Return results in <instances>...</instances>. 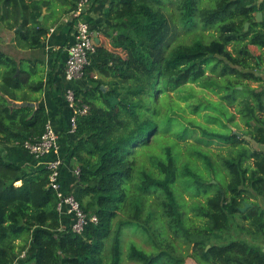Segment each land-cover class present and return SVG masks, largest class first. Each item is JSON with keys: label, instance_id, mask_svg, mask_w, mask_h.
Masks as SVG:
<instances>
[{"label": "trees", "instance_id": "trees-1", "mask_svg": "<svg viewBox=\"0 0 264 264\" xmlns=\"http://www.w3.org/2000/svg\"><path fill=\"white\" fill-rule=\"evenodd\" d=\"M76 2L0 0V28L15 32L16 47L43 50L49 21L71 17ZM105 18L112 49L96 44L87 86L75 90L89 112L69 133L81 172L65 188L97 223L73 232L49 169L0 156V264H186L181 239L199 264H264V53L251 51L264 52V2L109 0ZM63 48L52 52L49 84ZM44 65L0 51V145L24 148L45 133ZM22 102L38 106L13 105ZM181 142L203 170L182 162ZM232 231L240 237L227 240ZM126 235L140 243L125 252Z\"/></svg>", "mask_w": 264, "mask_h": 264}, {"label": "crops", "instance_id": "crops-1", "mask_svg": "<svg viewBox=\"0 0 264 264\" xmlns=\"http://www.w3.org/2000/svg\"><path fill=\"white\" fill-rule=\"evenodd\" d=\"M262 2L263 0H256L257 4H260ZM108 3L109 0L95 1V3L90 8L89 14L87 16V21L90 27H92L91 30L93 29V34L99 39L100 42L102 41L106 45V47L111 46V44L108 39L102 34L108 35L112 32V24L105 18V12L108 7ZM44 13L43 14L45 18V16L47 15V11H44ZM48 25L50 27V33L47 38L48 49L46 50L48 52H53L61 49V47H64L62 56L65 58L61 60L51 84L48 83L47 76L45 90L42 94L39 95V103H42L46 107L50 117L49 121L58 134L59 149L57 152L64 161L62 184L64 188L70 189L79 183V179L76 177L75 172L77 169H80L81 165L73 152L77 137L72 138V136L69 134L71 133L70 121L72 118V110L67 106L65 93L67 89L71 87L75 90L85 88L87 86V82L86 80L82 79L80 81L70 83L66 81L64 77L66 66L65 59H67L66 57L68 56V46L73 40V33L69 36L70 28H72V20L70 15L63 16L57 22V24H54V22L50 20ZM42 51H45V49H43ZM25 59L35 60L32 58ZM53 62L51 64V69L49 70L50 72L52 70ZM58 154L52 153L46 159L39 162V165L46 167V163L56 158ZM0 156L4 157L8 161L21 165L26 169H30V166L34 164V157L24 148H21L17 143L13 142L5 145H0Z\"/></svg>", "mask_w": 264, "mask_h": 264}, {"label": "built area", "instance_id": "built-area-1", "mask_svg": "<svg viewBox=\"0 0 264 264\" xmlns=\"http://www.w3.org/2000/svg\"><path fill=\"white\" fill-rule=\"evenodd\" d=\"M94 1L95 0H77V8L71 16L72 19L76 21L74 27L75 36L73 43L68 47V58L64 71L65 79L70 83L80 81L85 77L87 68L91 66L92 56L96 54V37L87 21V16ZM65 100L69 109L72 110L70 132L71 134H75L77 131V116L87 115L89 107L87 105H83L82 108L77 107L76 93L75 89L72 87L67 89L65 93ZM58 139V134L51 122L48 121L46 131L43 136L34 143H25L24 149L28 151L35 160L41 162L52 153L58 154ZM46 167L50 171L49 188L56 193L59 199L57 209L61 215L71 217L72 231L81 234L89 223H97L96 216L93 215L89 217L85 214L75 196L65 191L62 184L64 161L59 154L56 158L48 161L46 163ZM80 172V169H77L75 172L78 179L80 177ZM25 256L24 252L21 255V258H24Z\"/></svg>", "mask_w": 264, "mask_h": 264}, {"label": "rangeland", "instance_id": "rangeland-1", "mask_svg": "<svg viewBox=\"0 0 264 264\" xmlns=\"http://www.w3.org/2000/svg\"><path fill=\"white\" fill-rule=\"evenodd\" d=\"M14 33L15 32L4 29L3 27L0 28V51H2L3 53H5V54L9 55L10 57H13L17 60L23 59V58L24 59L25 58H27V59L32 58V59H40V60L44 61L45 62V65H44L45 77L47 78V76H49V73H50L49 70L51 69V64L55 58V56L52 55V52H48L46 50V49H48L47 41H46V45H45L46 46V48H45L46 52L42 51V50H39L37 52H32L29 50H23V49L16 47L15 34ZM108 49H112V47L109 46ZM251 51L254 53V55H260V54L264 53L263 51L257 49L256 47H251ZM262 70L263 71L260 73V75H262V77L264 79V64H263ZM96 76H97V78L102 79V80L106 79L104 74L103 75L97 74ZM85 77L83 79H85ZM253 85L256 86V84H253ZM211 97H213L214 99H217V97L214 95ZM229 111L232 113L236 112L235 109H233V108H231ZM190 117L196 118L198 121H201L202 123L207 124V122L202 121V118L199 116H194V115L190 114ZM237 122L240 125V130H244V125L240 122V120L238 118H237ZM210 126H214V125H210ZM229 126L232 129H237L233 124H229ZM190 141H192V140H190ZM184 144L185 143L181 142V144L179 146L181 148L182 162L189 160L192 165H197L200 167L201 170H203V165L199 160L193 159V158L190 159L187 157L188 154H187V151H186ZM218 147L219 146H217V145L211 146V148H218ZM257 148H259L261 151L264 152V145H258ZM186 199L188 201V206L186 207L185 212L188 214L189 217H193L192 210H190V208H189V206L192 204V200L188 196H186ZM236 237H240V235H238V233L236 234V233H234V231H232L227 240H231L232 238H236ZM248 238L250 239V237H248ZM131 240H136L138 243H140V239H138L137 237L131 236V235H126L125 236V245H124V251L125 252L127 251V246L129 245ZM184 241H185L184 239H181L177 242V244L180 243L184 247L183 253H185L187 256L186 264H199L194 258H192L190 256L193 253L192 244L186 245V244H184ZM143 246L146 249H149V247L147 245L143 244ZM28 251H29V254L27 253ZM24 252H25V255H26V253L28 254V258H29V255H30L29 247ZM19 254H22V253H19ZM123 264H135V263H132V262L125 259Z\"/></svg>", "mask_w": 264, "mask_h": 264}, {"label": "water", "instance_id": "water-1", "mask_svg": "<svg viewBox=\"0 0 264 264\" xmlns=\"http://www.w3.org/2000/svg\"><path fill=\"white\" fill-rule=\"evenodd\" d=\"M44 14H42V16L39 18V21H43ZM262 20H263V14L262 13H258L257 14V21L258 22H262ZM248 28H249V25L246 24L245 29L247 30ZM95 42H96V44H99L100 43V41H99V39L97 37L95 38ZM102 89H104V87H102ZM13 105L16 106V107H25V106L37 107L38 106V104H35V103H25V102H22V103H13ZM251 206H252L251 204H246V206L244 208H242L241 211L244 212V211H246Z\"/></svg>", "mask_w": 264, "mask_h": 264}]
</instances>
